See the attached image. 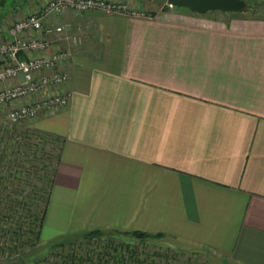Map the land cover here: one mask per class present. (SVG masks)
<instances>
[{"label":"crops","instance_id":"1","mask_svg":"<svg viewBox=\"0 0 264 264\" xmlns=\"http://www.w3.org/2000/svg\"><path fill=\"white\" fill-rule=\"evenodd\" d=\"M44 1L0 0V35ZM121 1L151 18L47 21L82 29L71 98L31 122L59 155L38 241L0 264H49L56 244L114 229L210 263L264 264V0L203 14Z\"/></svg>","mask_w":264,"mask_h":264},{"label":"built area","instance_id":"2","mask_svg":"<svg viewBox=\"0 0 264 264\" xmlns=\"http://www.w3.org/2000/svg\"><path fill=\"white\" fill-rule=\"evenodd\" d=\"M88 10L151 18L150 13L121 0H46L11 22L6 33L0 35V107L7 106L3 123H30L68 105L71 90L67 88L65 65L72 48L81 43L82 29L68 21H47Z\"/></svg>","mask_w":264,"mask_h":264},{"label":"rangeland","instance_id":"3","mask_svg":"<svg viewBox=\"0 0 264 264\" xmlns=\"http://www.w3.org/2000/svg\"><path fill=\"white\" fill-rule=\"evenodd\" d=\"M157 1L159 2L158 4H160L161 1H164L166 4V0H157ZM141 10L145 11L144 9H141ZM257 12H260L262 14L264 13V10L260 9ZM6 107L7 106L0 107V137H2L4 140L7 139L8 142H10V139H9L10 132L11 133H14L15 131L24 132V130L26 129L21 128L20 125L10 126L6 123H3V114L6 111ZM24 125L26 126L28 130L30 129L29 128L30 126H28V124H24ZM2 129H7L9 133L5 132L3 134L1 132ZM40 148H41L40 151L37 153V156H38L37 158L43 157L44 163L47 166L46 173L48 175V180H49L50 179L49 177L52 175V170L54 167L53 165L55 164V161H56V158L59 152V143L58 141L57 142L53 141V139L50 136L48 137L46 136L43 138L42 145ZM24 166H25L24 169L27 171L23 172L22 170H19L18 171L19 176L17 179L20 184L28 185L30 187L29 188L27 186L29 189H26V192H27L25 193V196H26L28 192L30 191V189L33 190L32 187L41 186L42 183L46 184L48 181L44 173L37 172L38 176H34V172H30L31 170L28 171V169H31L30 168V166H32L31 163L28 162ZM8 174L9 173L7 172L3 177L0 176V179H1L0 180V189H1L0 193L3 195V199H7L9 196H11V198H8L9 200L13 201L14 198L12 197H16L15 199L20 200V203L13 201L16 203L15 204L7 199L9 201L8 203H6L8 206V214L7 216H4L2 213V215L0 216V257H3L5 260L7 259V263L9 262L11 263V261L13 262L16 259V256L14 255V253L18 252V250H22L23 248L25 249L28 241L30 239H33L34 237L33 234H30L28 232L30 231L29 229L30 226L26 223L27 218H28V215H27L28 211L25 210V209H32L33 211L34 208L33 207L30 208V206L25 205L22 199L23 197H21L20 195H17L15 192H12L15 195L13 196V194H10L9 191H7L8 189L5 188L2 190L3 185L6 184V179H8L6 177V175ZM14 211L16 212L13 213ZM17 214H19V216H16ZM28 223H31L30 218H28ZM101 233L102 235H99L96 238L88 241V245H86V240H84L80 235L78 239H74L72 241L70 240V242L73 244H69L67 245V247L58 248V249L49 248L48 255L46 256L47 262L49 264H57L60 259L58 255H63L65 253H69L72 251L76 253V255H80V254L83 255L84 251L89 248L93 250L95 249L96 251L98 250L102 251L105 248H107L108 251H110L111 253H114V251H112L110 248H108L107 246L105 247V245H107V242H111V245L114 246L115 250L117 252H121L124 255L126 254V251H123L121 249V244L127 243V244H130L131 247L137 249L140 257H144L145 254L151 255L150 256L151 259H154L155 262H159L163 264H215V263H210L208 259L202 254L201 255L195 254V253H191V251L190 252L181 251V250L174 248L173 244H171V242L167 238L148 237L143 242H140L138 239L128 234V232H122L120 230L114 229V230L105 231V232L103 231ZM107 240H110V241H107ZM70 242L65 241V243H62V244L66 245L67 243H70ZM62 244H56V246L62 245ZM48 247H50V244H48ZM167 248H170L174 250V252H176L174 255L175 257L172 256L173 251ZM154 251L166 253L165 255L168 256L170 259L168 261H164L163 257H159V256L152 257V254Z\"/></svg>","mask_w":264,"mask_h":264},{"label":"trees","instance_id":"4","mask_svg":"<svg viewBox=\"0 0 264 264\" xmlns=\"http://www.w3.org/2000/svg\"><path fill=\"white\" fill-rule=\"evenodd\" d=\"M24 124H28V126H30L29 127L30 129L28 130ZM29 124H30L29 122L19 124L21 128L26 129L24 130V132L15 131L14 133L11 132L9 133L7 129H2L3 134L5 132L9 133L10 142H8L7 139L4 140L2 137H0V176L3 177L7 172L9 173L8 175H6L8 179H6V184L3 185L2 190L6 188L8 189L7 191H9L10 194H13L12 192H15L17 195L23 197L22 199L25 205L30 206V208L31 207L34 208L32 211V209H25L24 207V209L28 211L27 213L28 218H30L31 220V223H28V218L26 221V223L30 226L29 228L30 231L28 232L34 235L33 243H35L38 241L39 229L43 222L47 197L50 192V187L55 172V164L53 165L54 167L52 166L53 167L52 175L49 177L50 179L48 180V175L46 173L47 166L44 163V159L43 157L37 158L38 157L37 153L41 149L40 147L42 145V140L44 137L46 136L48 137V135L40 132L39 130L36 129L35 126L33 127V125L31 126V124L30 125ZM32 140L34 142H32ZM28 162L32 164V166H30L31 169H28V171L31 170L30 172H34V176H38L37 172L44 173V175H46L48 182L46 184L42 183L41 186L32 187L33 190L30 189L28 194L25 196V193H27L26 189H29L30 187L28 185L20 184L17 178L19 176L18 175L19 170H22L23 172L27 171L24 169L25 168L24 165L27 164ZM33 162H35L36 164ZM13 196L15 195L13 194ZM8 198H11V196H9ZM12 198H14L13 201L20 203V200L15 199L16 197H12ZM7 199H3V195L0 193V216L2 215V213L4 216H7L8 214V206L6 203H8L9 201L15 203L12 200L8 199L9 200L8 201ZM15 212L16 211H14L13 213ZM19 214H17L16 216H19ZM101 232L102 231L99 230L90 231L84 234L82 238L86 240V245H88V241L96 238L99 235H102ZM128 234L138 239L140 242H143L146 238L151 236L162 237V235L159 234L149 235L141 231H132ZM69 244H73V243L70 242L67 243L66 245L62 244L58 246L55 245L50 249L64 248L67 247V245ZM106 246L110 248L112 251H114V253L108 251L107 248H105L102 251L100 250L96 251L95 249L93 250L89 248L84 251L83 255L82 254L76 255V253L72 251L69 253H65L63 255H58L60 259L57 264H163V263L155 262L154 259L150 258L151 255L145 254L144 257H140L137 249L131 247L130 244L127 243L121 244V249L123 251H126L125 255L122 254L121 252H117L114 246L111 245V242H107V245H105V247ZM167 249L173 251L172 256L175 257L174 255L176 252H174V250L170 248ZM165 254L166 253L154 251L152 257L159 256V257H163L164 261H168L170 258Z\"/></svg>","mask_w":264,"mask_h":264},{"label":"water","instance_id":"5","mask_svg":"<svg viewBox=\"0 0 264 264\" xmlns=\"http://www.w3.org/2000/svg\"><path fill=\"white\" fill-rule=\"evenodd\" d=\"M167 4L200 14L207 11L238 12L246 9L244 0H167Z\"/></svg>","mask_w":264,"mask_h":264}]
</instances>
